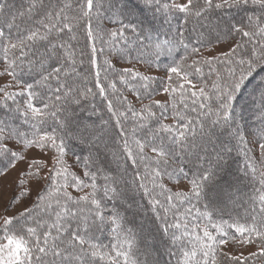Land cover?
<instances>
[{"label": "snow or ice", "instance_id": "6c2138e0", "mask_svg": "<svg viewBox=\"0 0 264 264\" xmlns=\"http://www.w3.org/2000/svg\"><path fill=\"white\" fill-rule=\"evenodd\" d=\"M0 80V264H264V0H0Z\"/></svg>", "mask_w": 264, "mask_h": 264}, {"label": "trees", "instance_id": "16d2710c", "mask_svg": "<svg viewBox=\"0 0 264 264\" xmlns=\"http://www.w3.org/2000/svg\"><path fill=\"white\" fill-rule=\"evenodd\" d=\"M236 169H237V163L234 161L230 166L229 171L231 175L227 177L228 179H233L238 174ZM128 218L129 220L133 219L131 212L128 213ZM135 220L137 226H139V224L142 222L141 217L139 216H137ZM137 231L138 234H137L136 248L138 249L137 256L141 264H144L145 260H147L148 264H156L157 261L167 262V264H175V259L167 255V250H168L167 239L164 238L162 234L156 230L155 226L151 222L144 221L143 232H139L138 229ZM146 238L151 240L152 245L158 247V251L147 250L145 243ZM102 242L107 243V238L105 237L102 240Z\"/></svg>", "mask_w": 264, "mask_h": 264}, {"label": "rangeland", "instance_id": "374dc122", "mask_svg": "<svg viewBox=\"0 0 264 264\" xmlns=\"http://www.w3.org/2000/svg\"><path fill=\"white\" fill-rule=\"evenodd\" d=\"M4 79H7V78H4ZM0 83H3V80H0ZM156 98L162 99L163 97H156ZM20 167L22 168L24 167V165L21 164ZM18 170L19 169L10 172L7 177H0V188L6 189V191L4 192V195L11 194V192L13 191V189L9 188L8 186L11 185L12 182L15 180L16 171ZM25 203H27V201ZM2 205H3V196H0V208H2ZM13 211H15V209H13ZM145 243H146L147 250L158 251V247L152 245L150 239L146 238ZM251 250H252L251 248L245 249V251H251Z\"/></svg>", "mask_w": 264, "mask_h": 264}]
</instances>
